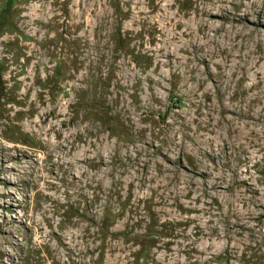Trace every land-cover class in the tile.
I'll use <instances>...</instances> for the list:
<instances>
[{
    "label": "rangeland",
    "instance_id": "1",
    "mask_svg": "<svg viewBox=\"0 0 264 264\" xmlns=\"http://www.w3.org/2000/svg\"><path fill=\"white\" fill-rule=\"evenodd\" d=\"M0 264H264V0H0Z\"/></svg>",
    "mask_w": 264,
    "mask_h": 264
}]
</instances>
